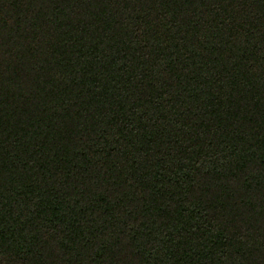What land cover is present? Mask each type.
Wrapping results in <instances>:
<instances>
[{"label": "trees", "instance_id": "1", "mask_svg": "<svg viewBox=\"0 0 264 264\" xmlns=\"http://www.w3.org/2000/svg\"><path fill=\"white\" fill-rule=\"evenodd\" d=\"M0 264H264V0H0Z\"/></svg>", "mask_w": 264, "mask_h": 264}]
</instances>
